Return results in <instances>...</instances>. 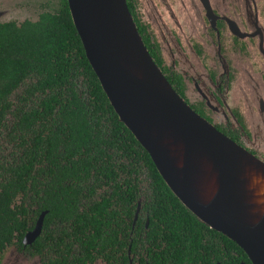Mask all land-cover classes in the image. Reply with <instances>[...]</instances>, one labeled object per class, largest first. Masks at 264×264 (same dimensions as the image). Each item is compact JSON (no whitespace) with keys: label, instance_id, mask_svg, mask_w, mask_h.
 <instances>
[{"label":"trees","instance_id":"1","mask_svg":"<svg viewBox=\"0 0 264 264\" xmlns=\"http://www.w3.org/2000/svg\"><path fill=\"white\" fill-rule=\"evenodd\" d=\"M144 233L150 264H213L224 249L238 252L225 264H252L183 206L119 120L66 0L0 22V260L14 245L41 264H127Z\"/></svg>","mask_w":264,"mask_h":264},{"label":"water","instance_id":"2","mask_svg":"<svg viewBox=\"0 0 264 264\" xmlns=\"http://www.w3.org/2000/svg\"><path fill=\"white\" fill-rule=\"evenodd\" d=\"M66 1L111 106L171 192L200 222L234 241L252 264H264V207L252 213L247 186L248 173L264 177V163L175 92L143 43L126 0ZM207 180L216 186L203 199L199 191ZM45 213L24 235V246L40 234Z\"/></svg>","mask_w":264,"mask_h":264},{"label":"flooded vegetation","instance_id":"3","mask_svg":"<svg viewBox=\"0 0 264 264\" xmlns=\"http://www.w3.org/2000/svg\"><path fill=\"white\" fill-rule=\"evenodd\" d=\"M126 4L149 54L175 92L264 163V0H126ZM147 225L146 219L145 229ZM145 239L144 233L135 253L128 245L127 264H150ZM229 250H221L213 264L238 257L236 249Z\"/></svg>","mask_w":264,"mask_h":264},{"label":"rangeland","instance_id":"4","mask_svg":"<svg viewBox=\"0 0 264 264\" xmlns=\"http://www.w3.org/2000/svg\"><path fill=\"white\" fill-rule=\"evenodd\" d=\"M57 6L58 0H0V22L36 20L41 12L52 11ZM15 248L14 245L6 248L0 264H41L38 256L30 257ZM94 264L105 263L97 260Z\"/></svg>","mask_w":264,"mask_h":264},{"label":"bare ground","instance_id":"5","mask_svg":"<svg viewBox=\"0 0 264 264\" xmlns=\"http://www.w3.org/2000/svg\"><path fill=\"white\" fill-rule=\"evenodd\" d=\"M136 22V21H135ZM207 180L199 193L203 199H208L215 190V181ZM247 186L249 193V201L252 205V213L258 215L262 212L264 207V177L256 173L247 174Z\"/></svg>","mask_w":264,"mask_h":264}]
</instances>
